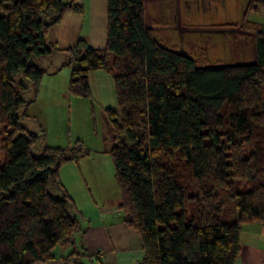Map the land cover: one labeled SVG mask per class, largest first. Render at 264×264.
<instances>
[{"label": "trees", "instance_id": "obj_1", "mask_svg": "<svg viewBox=\"0 0 264 264\" xmlns=\"http://www.w3.org/2000/svg\"><path fill=\"white\" fill-rule=\"evenodd\" d=\"M261 8L264 0H248L243 12L251 61L210 65L204 52L159 44L144 0H106L102 49L84 39L66 48L45 42L64 13L82 14L79 4L0 0V264L46 262L79 230L59 168L87 158L89 149L76 140L36 156L39 135L18 115L33 101L22 98L25 82L34 99L46 73L34 61L57 52L66 55L74 97H91L90 72L112 77L109 154L118 208L141 238L139 264H236L241 225L264 223V24L247 21ZM222 193L236 209L232 222L223 217Z\"/></svg>", "mask_w": 264, "mask_h": 264}, {"label": "rangeland", "instance_id": "obj_2", "mask_svg": "<svg viewBox=\"0 0 264 264\" xmlns=\"http://www.w3.org/2000/svg\"><path fill=\"white\" fill-rule=\"evenodd\" d=\"M62 1L64 3L77 2L78 4L82 2L85 6L90 3V0L89 2L88 0ZM98 3L96 1L97 5ZM178 3L179 8L177 9L175 0L145 1L146 15L156 27L154 37L159 44L177 50L184 47L186 53L191 52L195 56L204 52L210 60V65L239 64L251 61V39L247 43L246 38L236 32L204 31V29L217 25H240L248 0H216L211 4H207V0H179ZM91 10L92 3L89 4V12ZM80 17L81 15L79 21L82 25H78L74 29L71 23L67 24L64 28L66 35L69 38L76 37V39H85L89 42L88 23L92 19L86 14L84 17ZM247 21L263 23L264 9L248 14ZM176 23L178 24L176 25ZM184 26L190 30H184ZM57 55H61L60 59L65 56L64 54ZM108 59L111 61L112 55ZM46 66L41 63L42 68L51 70ZM60 69L56 76L58 86H60V82L69 80L70 76L68 67L64 66ZM15 78L18 80L21 77L16 76ZM25 84L27 89L22 91V98L30 101L33 92L27 81ZM48 86L46 84V88ZM67 91L60 97L52 95L53 92H57L59 95V88L51 91L49 95L43 92L44 95L39 98L37 96L36 101L29 106H21L18 111L20 124L30 132L39 135V139L33 147V153L36 156H39L46 146L69 149L76 140H80L84 147L89 149V155L87 158H83L84 160L81 159L79 167L74 166L75 168L72 170L66 168L63 181L59 175L61 182L65 188L67 185L77 196L79 204L83 203V198L72 187L75 185L73 175L78 173L81 175L80 179L82 175L85 177V181L95 197L94 191L98 189L108 200H114L118 197L119 192L114 180V168L109 154L113 143V129L107 120L105 105L95 97H90L91 99L74 97ZM102 100L107 102L108 96ZM3 158L4 151L0 149V163ZM52 194L55 195V192L52 191ZM219 199L225 220L227 222L236 220L233 201L229 200L224 193L219 195Z\"/></svg>", "mask_w": 264, "mask_h": 264}, {"label": "crops", "instance_id": "obj_3", "mask_svg": "<svg viewBox=\"0 0 264 264\" xmlns=\"http://www.w3.org/2000/svg\"><path fill=\"white\" fill-rule=\"evenodd\" d=\"M96 1L99 2L98 5L96 4ZM145 1L146 0H144V4ZM178 1L179 0H175L178 5H176L177 9L179 8ZM90 3H92V10L89 12ZM90 3L85 6L82 2H79V5L83 8L82 14L74 12L64 13L62 18L55 25L49 27L45 35V42L54 43L59 48H66L74 45L78 39H76V37L69 38L66 35V30L64 28L67 24L71 23L72 28L76 29L78 25H82L79 21V16L81 15V17H84L86 14V16H90L92 20L88 23L90 33V39H88L89 42L85 39L84 40L92 48H104L106 45V0H90ZM76 4L78 3L76 2ZM145 20L147 26L155 31L156 27L153 26L152 20H148L146 10ZM255 23L264 24V22ZM177 24L178 23H176V25ZM241 24L217 25L213 28L204 29V31H220L224 33L236 32L241 34V37H245L248 43L251 39V34L243 30L240 27ZM183 28L184 30H190L187 26H184ZM250 46L252 57V44ZM182 49H178V52L187 54L184 50L185 48L183 47ZM57 54L64 53H54L46 57L38 58L34 61L40 67L42 63L45 66L47 65L46 67L51 68V70H45L43 68L46 73L44 74L39 87L38 98L44 94L49 95L50 92L56 90V88H59V95L57 92H53L52 95H54V97H56V95L60 97L63 93L66 94L68 80L60 82V86L56 83V76L59 70H61L60 68L64 67L63 63L66 60V55L64 54L65 56L60 59L61 55ZM68 69L70 70L69 67ZM89 80L91 97H95L97 100L101 101V103L105 105V109H116L114 84L111 75L103 70L93 71L89 73ZM46 84L49 85L47 88ZM48 89L50 90L48 91ZM106 96H108V101L104 102L102 99ZM36 99L37 97L33 99L32 95L30 101H33L31 103L36 101ZM81 162L82 160L77 163L71 162L62 165L59 169L61 179L63 178V175H66V168L72 170V168H75L74 166L79 167ZM73 176L75 177V180H73L75 185L72 187L75 189L76 193L83 198V203H78L77 196L73 194L67 185L66 190L73 199L76 207L75 215L79 221V230L73 235L71 242L67 245L56 246L53 248L52 258L50 260L38 264H139L144 255L141 238L137 231L128 226L123 220V214L118 208L120 202L119 193L118 197L114 200H108L103 193L98 189H95V197L83 175L81 179L79 178L81 176L80 173ZM53 192H55V195H58L56 191L53 190ZM240 242L241 249L236 264H264V223L252 222L242 224L240 228ZM71 253H74L73 261H65V258Z\"/></svg>", "mask_w": 264, "mask_h": 264}, {"label": "flooded vegetation", "instance_id": "obj_4", "mask_svg": "<svg viewBox=\"0 0 264 264\" xmlns=\"http://www.w3.org/2000/svg\"><path fill=\"white\" fill-rule=\"evenodd\" d=\"M213 2H215V0H209L207 4H211Z\"/></svg>", "mask_w": 264, "mask_h": 264}]
</instances>
